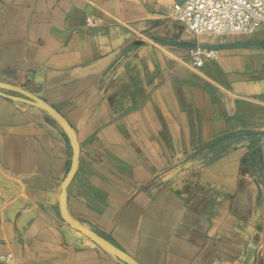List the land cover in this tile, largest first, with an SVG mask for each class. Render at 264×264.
<instances>
[{
    "label": "crops",
    "instance_id": "0c3cea01",
    "mask_svg": "<svg viewBox=\"0 0 264 264\" xmlns=\"http://www.w3.org/2000/svg\"><path fill=\"white\" fill-rule=\"evenodd\" d=\"M185 0H0V81L80 143L67 207L140 264H264V24L197 43ZM69 141L0 95V257L121 264L60 215ZM0 264H3L0 260Z\"/></svg>",
    "mask_w": 264,
    "mask_h": 264
},
{
    "label": "built area",
    "instance_id": "2783aa9c",
    "mask_svg": "<svg viewBox=\"0 0 264 264\" xmlns=\"http://www.w3.org/2000/svg\"><path fill=\"white\" fill-rule=\"evenodd\" d=\"M171 18L180 22L196 38L190 49L194 69L203 66L206 58L215 59L219 50L200 44L204 36L252 34L264 24V0H185L167 7ZM3 264H12L13 253L0 257Z\"/></svg>",
    "mask_w": 264,
    "mask_h": 264
},
{
    "label": "water",
    "instance_id": "95a60500",
    "mask_svg": "<svg viewBox=\"0 0 264 264\" xmlns=\"http://www.w3.org/2000/svg\"><path fill=\"white\" fill-rule=\"evenodd\" d=\"M0 95L10 98L12 100L31 104L43 110L50 118H52L56 122V124L66 135L72 151V160L70 169L61 184V193L59 196V209L62 219L72 228L80 231L84 236L94 241L97 246H99L102 250L110 254L119 263L140 264L129 253L116 246L114 243H112L110 240H108L106 237H104L94 229L82 223L69 212L67 207V192L68 186L72 181L78 168L80 143L75 129L66 119V117L62 115L47 101L20 86L0 81Z\"/></svg>",
    "mask_w": 264,
    "mask_h": 264
},
{
    "label": "bare ground",
    "instance_id": "6f19581e",
    "mask_svg": "<svg viewBox=\"0 0 264 264\" xmlns=\"http://www.w3.org/2000/svg\"><path fill=\"white\" fill-rule=\"evenodd\" d=\"M80 232V231H79ZM90 239V238H89ZM91 240V239H90ZM92 241V240H91ZM92 242H94V241H92Z\"/></svg>",
    "mask_w": 264,
    "mask_h": 264
}]
</instances>
